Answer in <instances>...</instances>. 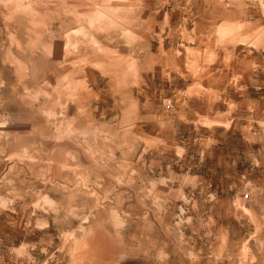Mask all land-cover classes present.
Listing matches in <instances>:
<instances>
[{
  "label": "rangeland",
  "instance_id": "374dc122",
  "mask_svg": "<svg viewBox=\"0 0 264 264\" xmlns=\"http://www.w3.org/2000/svg\"><path fill=\"white\" fill-rule=\"evenodd\" d=\"M79 2L156 63L154 116L92 164L69 83L0 86V264H264V0Z\"/></svg>",
  "mask_w": 264,
  "mask_h": 264
},
{
  "label": "crops",
  "instance_id": "0c3cea01",
  "mask_svg": "<svg viewBox=\"0 0 264 264\" xmlns=\"http://www.w3.org/2000/svg\"><path fill=\"white\" fill-rule=\"evenodd\" d=\"M32 1L21 0L22 8L18 6L16 12L15 0H0V86L25 85L47 92V85L69 83L75 93L70 114L76 122L74 132L85 134L91 163L105 165L112 125L123 132L127 118L132 124H144L154 116L148 109L153 98L147 94L155 85L156 63L148 61L143 51L130 56L113 47L109 24L96 23L92 12L80 11L79 0H56L55 10L30 12ZM63 5H69L70 12L63 11ZM66 22L71 26L66 27ZM84 29L97 46L81 35ZM138 37L141 43L146 36ZM132 67L134 78H123ZM77 150L83 155V148Z\"/></svg>",
  "mask_w": 264,
  "mask_h": 264
},
{
  "label": "built area",
  "instance_id": "2783aa9c",
  "mask_svg": "<svg viewBox=\"0 0 264 264\" xmlns=\"http://www.w3.org/2000/svg\"><path fill=\"white\" fill-rule=\"evenodd\" d=\"M175 108V105L171 102H169L167 105H166V109L167 110H173Z\"/></svg>",
  "mask_w": 264,
  "mask_h": 264
},
{
  "label": "bare ground",
  "instance_id": "6f19581e",
  "mask_svg": "<svg viewBox=\"0 0 264 264\" xmlns=\"http://www.w3.org/2000/svg\"><path fill=\"white\" fill-rule=\"evenodd\" d=\"M81 32H84V30H83V31L81 30ZM78 34H79V32H78ZM85 34H86V33H85ZM87 34H88V33H87ZM88 35H89V34H88ZM92 41L94 42L95 45H98V43L96 42V40H95L94 38H92Z\"/></svg>",
  "mask_w": 264,
  "mask_h": 264
}]
</instances>
